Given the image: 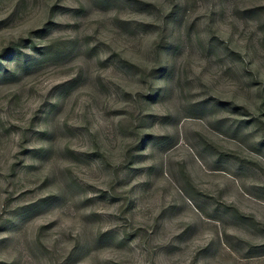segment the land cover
<instances>
[{
  "label": "rangeland",
  "instance_id": "1",
  "mask_svg": "<svg viewBox=\"0 0 264 264\" xmlns=\"http://www.w3.org/2000/svg\"><path fill=\"white\" fill-rule=\"evenodd\" d=\"M0 264H264V0H0Z\"/></svg>",
  "mask_w": 264,
  "mask_h": 264
}]
</instances>
